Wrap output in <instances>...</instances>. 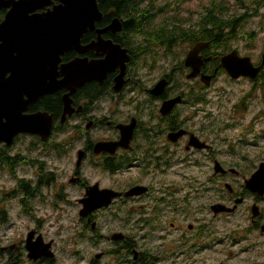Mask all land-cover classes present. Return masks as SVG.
Returning <instances> with one entry per match:
<instances>
[{
	"label": "flooded vegetation",
	"instance_id": "flooded-vegetation-1",
	"mask_svg": "<svg viewBox=\"0 0 264 264\" xmlns=\"http://www.w3.org/2000/svg\"><path fill=\"white\" fill-rule=\"evenodd\" d=\"M61 4L0 0V264H59L49 229L64 227L70 210L79 264H197L195 256L216 241L239 247V264H264V196L248 184L264 165L257 123L264 111L239 123L257 97L264 106V95L256 94L258 78L229 111L214 116L209 90L229 75L224 68L216 71L222 56L214 55L210 41L155 44L132 36L130 20L118 18L113 8L100 10L102 20L60 57L57 71L37 70L50 58L36 52L38 22ZM254 4L258 14L262 0ZM17 8L23 9L19 16ZM245 15L223 13L224 31L232 32L231 22L244 31ZM20 16L34 25L26 29ZM115 19L123 26L119 32L111 29ZM198 44L208 46L199 53L202 61L189 66L186 56ZM181 45L184 54L173 56ZM115 46L118 63L105 77L78 85L66 70L81 61H103ZM134 48H149L155 56ZM35 115L44 127L52 121L49 135L17 131ZM185 171L196 174L186 178ZM208 214L234 226L224 228L223 239L212 234ZM235 216L237 222H229ZM154 239L162 244L151 250ZM31 246L54 257L34 260Z\"/></svg>",
	"mask_w": 264,
	"mask_h": 264
},
{
	"label": "rangeland",
	"instance_id": "rangeland-1",
	"mask_svg": "<svg viewBox=\"0 0 264 264\" xmlns=\"http://www.w3.org/2000/svg\"><path fill=\"white\" fill-rule=\"evenodd\" d=\"M183 1V3H181ZM217 2L220 3L224 7V16L237 18L244 16V14H250L252 17L247 18L249 22L244 28L246 33L254 32L255 36L253 39H249V41L240 43V51L239 54L241 56L250 57L253 62H257L261 58V54L264 51V0H262L263 6L258 8V14H253L254 9L257 5H251V0H157L153 6V13H157L159 10H162L159 15L154 18L152 23L153 28L160 24H164L165 22H170L173 18H192L193 22H196L201 17L198 14L199 11L203 10L204 7H212V3ZM181 3V4H180ZM239 4L241 6H238ZM236 5V6H235ZM244 6H250V10L243 11ZM225 7H231V9L226 10ZM233 7V8H232ZM163 8V9H162ZM245 18V17H244ZM183 44V43H182ZM119 52L120 48L118 49ZM186 50L185 45H181L175 47L171 54L176 57H180L184 54ZM149 56L152 58L155 56L153 52H149ZM169 59L168 54H164V60L167 61ZM229 76L224 75L221 76L214 84L213 88L209 90V100L211 101L210 109H212L214 116H220L224 109L229 111L231 105L238 101L239 98H242L247 92L253 90V81H234L230 82L228 80ZM261 84V82H258ZM263 95L260 89L256 92V94ZM221 98V101H220ZM222 103V106H221ZM251 113L246 116L243 121H240V124H246L251 121L253 116L261 111H264V106L259 105V97L255 100V103L252 105ZM221 108V109H220ZM233 121L228 120L227 123H232ZM258 123V129L260 130V136L262 137L260 140L261 148H264V118L261 122ZM261 127V129H260ZM193 176L194 172L183 173V176L186 175ZM188 178V177H186ZM199 183L201 180L199 179ZM184 183H182L183 185ZM264 205V202H262ZM75 216V210H70L67 212V217L64 222V227H53L49 229L50 237L56 239L57 241V251L59 253V264H79V261L74 258V251L76 250V246H73L74 240H71L75 236L76 229L72 227L70 223L71 219ZM207 220L210 222V230L212 234H214L215 238L223 239L224 238V228L227 227L231 231L234 227L233 225H224V220L222 218L213 219L211 215L208 214ZM238 220V216L233 217L229 222L235 224ZM71 225V227L69 226ZM71 241V243H70ZM71 244L70 247L65 251L62 246L64 244ZM151 243V244H150ZM162 244L158 239H154L149 241L147 248L151 250L155 249ZM151 245V246H150ZM239 247H231L229 245V241L224 243V246L215 242L211 249L195 256L194 260H197V264H219L221 261L226 259V257H234L232 261H229V264H239ZM237 257V258H236ZM184 258H181L180 261H183Z\"/></svg>",
	"mask_w": 264,
	"mask_h": 264
},
{
	"label": "water",
	"instance_id": "water-1",
	"mask_svg": "<svg viewBox=\"0 0 264 264\" xmlns=\"http://www.w3.org/2000/svg\"><path fill=\"white\" fill-rule=\"evenodd\" d=\"M57 1H60L63 5L61 4V6L58 9L46 15L45 19L41 18L43 22H38V26H37L38 31L36 34L37 35L36 36L37 38L36 52L38 54H41L44 57H46V54L50 55V58L47 59V61H49L48 65L44 67L37 66L36 69L40 71L42 70L43 72L47 71L49 73H51V71L52 73L57 71V65L59 64V62H61L60 57L69 49L80 46L81 37L89 29L90 30L94 29L95 23L97 21H101L103 17V14L99 9L97 0H57ZM13 5H16V4H13ZM11 7L12 5L10 6V9ZM14 11H15L14 13H17L19 16L22 13L23 9L17 8ZM20 17H23V16H20ZM22 19L21 20L26 29L29 27V25H32V26L34 25L33 23L30 24L28 20L26 19V17H23ZM5 25L3 27H5ZM111 29L116 32H119L123 29L122 23L120 22L119 19H115L113 21L111 25ZM67 30L69 33L67 32ZM34 32L36 31L34 30ZM67 35H68L69 40L68 41L62 40ZM74 39H77L76 43L74 42ZM207 46L208 45H203V44L196 45L187 54L186 64L189 66H193V67L197 66L196 63L199 60H201L199 53L200 51L205 49ZM119 48H120L119 46H115L114 49H110L111 56L103 61L95 63L94 65H89L85 63L84 61H81L78 63L71 64L70 66L66 68V70H68L69 75L71 72L70 76L72 77L73 80L77 81L76 83L78 85L82 84L84 81L88 79H91L92 77L101 78L102 74H103V77H105L106 73L110 71L111 69H113L118 63L116 57L114 56H116V53L119 52L118 50ZM206 60L210 61L211 58L206 59ZM126 61H129V58H127ZM220 68H224L225 71L228 73V75L234 80L240 79L241 77L247 78L249 80H255L260 75V73L264 70V52L261 57L260 65L256 66L254 65L250 57H241L237 51H232L231 53L221 58V64L217 68L216 71H218V69ZM93 71H96L94 72L95 74H97L96 76L93 75L92 73ZM53 83L55 82L52 80L51 84ZM158 88H161V87L158 85L156 89ZM40 117H41L40 115H35L32 117H29L27 120L25 119V121H23V123L20 124L22 125L21 128L18 129L17 131L36 133L40 135H43V134L49 135L51 126H52V121H49L47 127H44V125L40 121ZM256 176L255 177L257 179L254 181L252 178L248 182V184L251 187V183L257 182V185H255L254 188L257 189L259 186L260 192L258 193L260 194V196L263 197L264 196V165H261L260 171L258 172ZM263 231H264V227H263ZM50 246L51 245L49 244L48 248ZM35 248L36 247H33V246L29 247L30 254L34 260H37L42 256H48L51 258L54 257V253L52 251L50 252V254L46 255L43 252H38V248L36 249Z\"/></svg>",
	"mask_w": 264,
	"mask_h": 264
},
{
	"label": "trees",
	"instance_id": "trees-1",
	"mask_svg": "<svg viewBox=\"0 0 264 264\" xmlns=\"http://www.w3.org/2000/svg\"><path fill=\"white\" fill-rule=\"evenodd\" d=\"M157 0H98V6L102 12H107L109 8L115 10L118 18H126L131 22L132 36H143L145 39L152 40L155 44L170 46L171 44L190 42L191 45L200 41H210L214 50V55L225 56L236 49L235 44L247 42L253 36L244 31L238 33L231 22L229 29L232 32L226 33L223 27L224 7L217 2L212 3V7H204L199 11L201 15L198 21L193 22L192 18H173L170 22H165L153 28L154 18L162 10L153 13V6ZM183 3V1L181 2ZM180 3V4H181ZM163 9V8H162ZM136 12V13H135ZM133 13V14H132ZM137 15V16H136ZM252 15H245L244 22ZM190 23V27L186 24ZM124 28L127 23L124 22ZM125 29L123 30L124 33ZM240 34H242L240 36ZM136 52H153L154 50L134 48ZM221 49V51H220ZM219 52V53H216ZM260 59L257 64H260ZM258 88L264 92V71L259 75ZM264 95V93H263ZM264 103V102H263Z\"/></svg>",
	"mask_w": 264,
	"mask_h": 264
},
{
	"label": "bare ground",
	"instance_id": "bare-ground-1",
	"mask_svg": "<svg viewBox=\"0 0 264 264\" xmlns=\"http://www.w3.org/2000/svg\"><path fill=\"white\" fill-rule=\"evenodd\" d=\"M135 13H136V12H135ZM132 14H133V13H132ZM136 16H137V15H136ZM62 40H64V39H62ZM69 72H70V71H69ZM70 75H71V72H70ZM255 176H256V175L253 176V180H254V181L257 179V178H256L257 176H256V177H255ZM255 185H257V182H256V183H251V187H250V186H249V187H250L252 190L254 189V190L260 192V188H259V186H258V188L256 189V188H254ZM258 185H259V184H258ZM147 242H148V241H147ZM148 243H149V242H148ZM150 244H151V243H150ZM150 246H151V245H150ZM158 246H159V245H158ZM155 250H156V249H155Z\"/></svg>",
	"mask_w": 264,
	"mask_h": 264
}]
</instances>
